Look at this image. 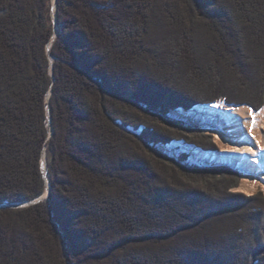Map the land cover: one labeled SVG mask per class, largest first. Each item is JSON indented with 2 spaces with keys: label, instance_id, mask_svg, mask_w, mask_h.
<instances>
[{
  "label": "trees",
  "instance_id": "16d2710c",
  "mask_svg": "<svg viewBox=\"0 0 264 264\" xmlns=\"http://www.w3.org/2000/svg\"><path fill=\"white\" fill-rule=\"evenodd\" d=\"M51 5L0 0V264H264V198L160 151H216L177 110L262 108L264 0ZM43 154L47 199L2 207L43 195Z\"/></svg>",
  "mask_w": 264,
  "mask_h": 264
},
{
  "label": "bare ground",
  "instance_id": "6f19581e",
  "mask_svg": "<svg viewBox=\"0 0 264 264\" xmlns=\"http://www.w3.org/2000/svg\"><path fill=\"white\" fill-rule=\"evenodd\" d=\"M178 116L183 121L203 125L213 134L219 148L217 152L207 153L187 146L185 149L192 160L237 169L242 181L236 191L248 196L264 191V151H261L264 148V104L259 111L251 109L250 112L246 106L216 102L198 105L192 112H179ZM43 156L45 159V154ZM44 178L47 186L46 173Z\"/></svg>",
  "mask_w": 264,
  "mask_h": 264
},
{
  "label": "rangeland",
  "instance_id": "374dc122",
  "mask_svg": "<svg viewBox=\"0 0 264 264\" xmlns=\"http://www.w3.org/2000/svg\"><path fill=\"white\" fill-rule=\"evenodd\" d=\"M51 6H53V5H51ZM54 12V11H53ZM216 103V102H215ZM218 103H223L222 101L221 102H218ZM225 104V103H224ZM210 105V104H209ZM201 106H203V105H201ZM229 106H237V105H229ZM239 106H246V105H239ZM247 108H250L249 106H246ZM194 108H196L195 106H194ZM194 108H192L189 112H192V110L194 109ZM251 109V108H250ZM253 110V109H252ZM178 111V110H177ZM175 111L174 113H170V114H168L167 116H168V118H169V121H172V122H174V123H177V124H180L184 129L185 128H198L199 129V131H202L203 132V134H205V135H209L210 137H211V142L213 143V145H214V147H216V151H214V152H217V151H219V148H218V145H216V142H215V139H214V136H213V134L211 133V132H209V130H207L203 125H197V124H192V123H190V122H186V121H183V120H181L180 118H179V112H181V111ZM254 111V110H253ZM259 111V110H258ZM189 112H186V113H189ZM185 113V112H184ZM172 144V143H171ZM174 144L175 145H170V146H168V145H166V146H168L167 148H165L166 146H164V147H162L161 149H160V151L162 152V153H164V154H166V155H168V156H170V158H175V159H177V158H179L181 155H185L184 157H185V163L186 164H188V165H192V166H198V167H214V166H224V167H227V168H229V169H231V170H233V171H235L237 174H238V182H237V185H236V187L235 188H233V189H231L230 191L232 192V193H236V194H240V195H243V196H245V197H250V196H256V195H261L263 198H264V191H262V190H259V191H257L256 193H254V194H252V195H247L246 193H244V192H241V191H236V189L239 187L238 185H240L241 184V176H240V173H239V171L237 170V169H234L233 167H230V166H227V165H220V164H206V163H202V162H200V161H194V160H192L190 157H189V154L187 153V151H186V147L188 146V147H193L194 149H197V150H200V151H202L201 149H198V148H196V147H194V146H192V145H185L182 141H180V143L179 144H177L176 142H174ZM165 148V151L163 150ZM167 149V150H166ZM167 152V153H166ZM203 152H206V151H203ZM207 153H211V152H207ZM44 176H45V174H44ZM46 181V180H45ZM240 181V182H239Z\"/></svg>",
  "mask_w": 264,
  "mask_h": 264
},
{
  "label": "water",
  "instance_id": "95a60500",
  "mask_svg": "<svg viewBox=\"0 0 264 264\" xmlns=\"http://www.w3.org/2000/svg\"><path fill=\"white\" fill-rule=\"evenodd\" d=\"M56 3H57V0H53L52 12L55 11V9H56ZM53 21H55V17H54V15H53ZM47 48L49 49V46H48ZM50 71H53V70L51 69ZM46 100L48 101V97H47ZM47 110H48V107H47ZM47 110H46V111H47ZM49 123H50V120H49ZM43 157H44V156H42V159H41V169H42V174H43V177H44V174L46 173V175H47V177H48V184H47V186H46V188H45V190H44L45 192L43 193V195L40 196L39 198H37V199H35V200L29 202V203H24V204H20V205H8V204H7V205H4V206H2V207H7V206L10 207V208H22V207H28V206H30V205H34V204H36V203H38V202H41V201L47 199L48 194H49V191H50V186H49V176H48L47 168H46V161H45V159H44ZM42 162H43V163H42ZM43 165H44V167H43ZM44 180H45V178H44ZM45 185H46V182H45Z\"/></svg>",
  "mask_w": 264,
  "mask_h": 264
},
{
  "label": "snow or ice",
  "instance_id": "6c2138e0",
  "mask_svg": "<svg viewBox=\"0 0 264 264\" xmlns=\"http://www.w3.org/2000/svg\"><path fill=\"white\" fill-rule=\"evenodd\" d=\"M250 112H251V109H250ZM253 115H254V113H253ZM253 126H254V121H253ZM250 130H251V129H250ZM261 151H264V148H262Z\"/></svg>",
  "mask_w": 264,
  "mask_h": 264
}]
</instances>
